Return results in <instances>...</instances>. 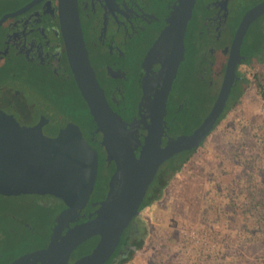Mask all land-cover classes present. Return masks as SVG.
<instances>
[{
	"label": "water",
	"instance_id": "95a60500",
	"mask_svg": "<svg viewBox=\"0 0 264 264\" xmlns=\"http://www.w3.org/2000/svg\"><path fill=\"white\" fill-rule=\"evenodd\" d=\"M193 3L194 0H176L165 26L146 51L138 104L145 111L139 119L124 122L107 104L89 63L76 0H58L59 26L70 73L94 122L91 134L100 133V144L106 160L113 162L114 171L94 216L69 226L77 220L93 190L98 166L96 150L76 122L39 96L24 92L28 101L17 116L0 104V194H45L65 205L55 218L46 246L9 264H103L123 229L139 213L158 167L173 155L198 147L209 133L232 85L243 33L264 12V0L248 9L236 27L223 79L208 113L190 133L168 138L160 146L166 99L182 59L183 34ZM155 63L159 68L153 72V79L149 72ZM139 127L145 130L142 142ZM93 236L98 240L90 252L69 262L76 246Z\"/></svg>",
	"mask_w": 264,
	"mask_h": 264
},
{
	"label": "flooded vegetation",
	"instance_id": "af4514ba",
	"mask_svg": "<svg viewBox=\"0 0 264 264\" xmlns=\"http://www.w3.org/2000/svg\"><path fill=\"white\" fill-rule=\"evenodd\" d=\"M262 1L194 0L183 34L182 59L177 66L166 99V112L163 116L164 124L160 146H163L168 138L188 134L180 132V126L171 130V125L168 123L167 109L169 105L173 104L174 109L178 110L182 105L187 104V93L183 98H179L178 95L172 97L171 92L175 84L178 82V84H185L189 92L197 95V101L200 104L201 83L202 88L207 92V95H202V97L204 96L203 100L201 98L202 104L209 103L212 99V106L223 79L236 27L248 9ZM76 2L87 57L95 78L103 90L107 104L124 122L139 119L140 114L145 111L143 106L138 107L142 96L141 80L144 74L141 65L142 60L160 30L165 26V19L176 0H76ZM154 9L160 13L156 14L152 11ZM258 29H264V12L257 16L243 33L238 47V59L234 67L233 82L223 109L234 88L242 80L249 79L252 76L250 74L251 76L248 77L249 63L246 56L253 33ZM158 68V63L152 64L149 75L152 76ZM181 76L183 77L181 78ZM152 78L155 79L154 76ZM132 83L136 86L135 96L137 100L134 113H130L127 117L125 114L131 106L122 97L124 91ZM67 84L76 89L67 63L60 32L58 0H0L1 106H5L14 116H17L20 110L23 111L24 108L22 107L28 101L24 92H30L48 101L65 115L58 106L57 101L59 88ZM3 109L7 112L5 108ZM196 118L198 119V116ZM82 132L88 144L97 152V148L100 146L98 141L100 140L92 137L96 133L91 134L92 130L84 132L83 129ZM137 132L138 138L142 142L145 130L139 127ZM137 153L138 151H135L136 155ZM107 162L110 164L112 161ZM107 190L106 183L105 190L98 191L96 174L95 184L87 205L79 212L77 220L70 222L69 226L94 216V211L99 202L105 198ZM27 195L41 196V194L25 193L0 194V197L9 199ZM47 196L53 198L50 195ZM56 201L60 204V208L51 218L53 221L51 222V228L55 223V217L65 208L61 201L57 199ZM31 203L37 206L40 205L39 198L33 199ZM19 223L16 224L23 229L19 231L20 235L14 233V228L8 222L6 224L0 223V242L9 239V236L14 233L19 243H25L27 240L40 245L46 241L44 245L35 249L46 246L50 232L47 239H45L46 237L42 238L37 226H34L33 229L26 226L25 223ZM64 231L65 229L62 230V233ZM6 248L5 243L0 246V250ZM76 248L71 252L69 262L90 252L76 255ZM2 258L3 254L0 252V261Z\"/></svg>",
	"mask_w": 264,
	"mask_h": 264
},
{
	"label": "rangeland",
	"instance_id": "374dc122",
	"mask_svg": "<svg viewBox=\"0 0 264 264\" xmlns=\"http://www.w3.org/2000/svg\"><path fill=\"white\" fill-rule=\"evenodd\" d=\"M152 11L160 13L155 9ZM66 87L71 89L69 84ZM242 102V106L229 110L191 153L181 172L165 188L161 201L138 213L156 227V232H150L145 248L135 251L126 264H147L158 255L173 259L175 264H246L256 257L264 261V245L251 243L250 233L241 228L240 223H248V218H244L238 208L226 212L228 207L222 200L226 191L237 190L236 187L247 179H252L256 188L264 189V161H260L255 169L247 170L244 165L250 150L256 149L253 137L247 136L251 133L246 130L245 123L259 117V102L252 89L247 90ZM203 111L201 106L198 112ZM180 155L179 152L173 158L177 160ZM97 183L105 188V181L97 180ZM179 193L185 194L186 198ZM37 198L38 206L31 203ZM59 208L56 199L45 194L0 197V223L8 222L16 235L23 230L18 222L31 228L37 226L45 238L51 218ZM188 228L206 236L204 246L189 248L185 245L182 232ZM14 233L0 242V246L4 243L7 246L0 250L3 254L0 264L34 242L19 243ZM159 239H163L164 246H158Z\"/></svg>",
	"mask_w": 264,
	"mask_h": 264
},
{
	"label": "trees",
	"instance_id": "16d2710c",
	"mask_svg": "<svg viewBox=\"0 0 264 264\" xmlns=\"http://www.w3.org/2000/svg\"><path fill=\"white\" fill-rule=\"evenodd\" d=\"M246 57L249 63L248 73L252 76L249 79L242 80L239 84L237 83L238 85L234 88L233 93L225 104L222 113L217 117L206 137L213 131L218 122L229 110L233 109L237 105L242 106L245 93L247 90L252 89L254 91L255 98L259 102L260 113H258L259 117L254 122L249 120L245 123L247 127L246 130L251 133L247 136L253 137L256 144V149L250 150L248 159L244 164L245 168L249 170L253 168L255 169L260 161H264V29H258L253 33ZM182 77L183 76H181V78ZM180 79L179 81H181ZM178 83L175 84L171 95L172 97L178 95L179 98H183L187 93V104L182 105V107H180L181 109L179 108L178 110H176V108L174 109L173 104H171V106L169 105L167 109L168 123L171 125V130L180 126V132L189 133L193 127L200 123L202 117L211 106L212 99L209 103L202 104L204 97H202V95H207V92L202 88V84L200 83L199 104L197 101V95L189 92L188 87L185 84L182 85ZM67 89L68 88L66 86H61L59 88V97L57 101L58 106L65 113L66 117L76 122L84 132L90 130L93 131L95 128L94 122L77 90L73 86L71 89ZM135 90L136 86L132 83L126 91H124L122 97V99L124 98L127 100L129 106H131V108L127 109L125 114L127 117H129L130 113H134L137 100ZM73 94L76 96L75 98ZM201 106L204 111L200 114L198 110ZM240 110L242 111L243 108H240ZM197 116L198 119L196 118ZM92 137L95 139L97 138V140H100L101 138L100 133H96ZM203 141H201L200 144ZM98 143L100 146L97 148L99 162L97 180L99 182L105 181L104 184L106 188V183L113 171V164L110 161V164H108L106 160V152L100 144V141H98ZM242 146L243 145L241 143L240 148ZM196 148L180 152V158L177 160L176 158H173V155L160 165L145 191L144 197L138 208V212L146 208L149 209L152 205L161 201L165 188L169 185L173 177L181 172L183 165L187 162L189 156ZM232 184L233 186L236 185L235 183ZM97 187L99 192L105 190L104 185L101 187L100 184L97 183ZM236 188L237 190L231 189L224 193L222 200L228 207L226 212H229V209L231 208H238L244 218H248V223L242 222L240 225L242 230L250 233V242L256 246L264 245V189L256 188V186L252 183V179H247L241 186H237ZM179 194L182 198H186L185 194ZM51 225L52 224H50L48 229H46L47 233L45 235V239H47L49 235ZM151 231L155 233L156 227L150 225L144 216L141 217L140 214L134 216L128 225L123 229L117 246L105 264L128 263L131 260L134 251H139L145 248V243L147 238H149L148 236ZM97 239L98 236H93L83 241L76 248V255L89 252L95 245ZM45 242L46 241L40 245L33 242L27 248L16 251L15 255L8 258L4 264H9L16 257L33 251L36 247L44 245ZM157 243L158 246H164L163 239H159ZM151 260L152 261H149L147 264H175L173 259H167L162 255L155 256ZM246 264H264V261L261 260V258L256 257Z\"/></svg>",
	"mask_w": 264,
	"mask_h": 264
},
{
	"label": "built area",
	"instance_id": "2783aa9c",
	"mask_svg": "<svg viewBox=\"0 0 264 264\" xmlns=\"http://www.w3.org/2000/svg\"><path fill=\"white\" fill-rule=\"evenodd\" d=\"M182 236L185 245L189 248L200 247L206 241V236L200 231L194 230L193 228L186 229L184 232H182Z\"/></svg>",
	"mask_w": 264,
	"mask_h": 264
}]
</instances>
